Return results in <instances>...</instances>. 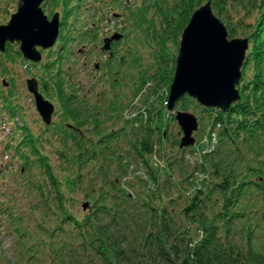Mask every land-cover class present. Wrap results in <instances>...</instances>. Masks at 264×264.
I'll return each instance as SVG.
<instances>
[{"label": "rangeland", "instance_id": "obj_1", "mask_svg": "<svg viewBox=\"0 0 264 264\" xmlns=\"http://www.w3.org/2000/svg\"><path fill=\"white\" fill-rule=\"evenodd\" d=\"M18 2L19 0H0V25L8 23L11 15L17 11ZM67 2L73 11L72 16L66 21L65 28L73 29V26L76 28L74 34L77 37L72 41L73 47L69 42L62 58H57L54 48L43 52L38 47L43 54L40 62H45L51 54L50 60H55L53 68L47 70L42 67V63L34 65L33 61L27 59L21 52L19 41L12 42L9 50L2 51L5 52L6 61L11 66L12 95L13 91L16 92L18 95L16 99L22 101L28 121L34 123L38 121V117L41 119L35 97L27 86V80L35 78L39 91L45 95V99L54 104L52 120L47 125H52L56 129V135L43 149L48 154L51 168L46 171V165L37 164L31 172L29 169L26 172L24 160L19 158L12 146L5 147L9 141L8 135L13 132V126L10 122L0 124V264H102L100 259L93 258L89 261L87 258V262L86 258H83L82 249L78 246L82 240L80 230L71 225L72 220L60 221L62 204L79 216L89 213L96 230H100L107 240L131 253L134 256L133 264H144L148 257V246L144 245L146 232L150 228L155 230V227L149 225L151 214L148 206L152 204L161 207L163 199L169 204L170 199L174 198L177 208L172 217L174 219L162 224L163 219L160 217L151 218L161 225H168L167 231L172 240L176 234H180L178 240L173 241L179 246L183 243L182 236L194 245L204 236L203 228H198L196 224L199 226V221H194L180 209L177 195L183 185L179 183L176 170L179 174L180 170H183L181 172L183 179H190L185 183L189 187L193 185L199 187L203 179L208 180L212 167L207 158L212 157L218 148L222 124L219 126L218 123L212 129L217 131V140L213 138L208 140L211 134L209 130L205 131L209 127L208 112L195 106L183 109L177 103L174 110L168 109L170 89L167 77H170L169 73L173 75L175 72L181 32L176 34L171 25L165 22L163 15H160L154 16L152 26L155 33L165 39L156 42L146 36L141 27L144 21L139 18L137 11L140 13V8L152 4L155 0H83L81 9L77 8L76 0ZM65 3L66 0H48L42 7L49 19H52L55 13H59L63 21ZM205 3L204 1L202 5ZM253 3L254 0H228L227 12L230 13L232 21L236 23L241 19L249 21ZM150 10L154 13L158 9L153 6ZM178 19L173 18L172 22ZM221 21L229 31L228 22L223 19ZM86 31H88L86 37L84 34L78 35ZM110 34L113 37L126 35V39L129 40L128 48L126 47V52H123L122 44V49L114 57L101 53L99 59L95 61L98 65L106 66L93 78L91 73L84 72L83 58L74 53L76 48L74 45L79 39H94L100 45L102 35ZM151 35L154 36V33ZM229 38L233 37L229 34ZM164 40L166 41L163 42ZM152 42L162 44L163 59L158 62L155 52L147 53L150 49L147 43ZM106 45L107 43H103L102 48L109 50L110 46ZM69 49H72L70 53L67 52ZM93 66L94 64L91 68ZM58 72H61L65 84L62 94H67L75 98L74 100L67 101L53 85L50 73L56 75ZM142 74L146 79L141 81ZM43 80L48 82V88H44ZM4 81L7 82V78L0 75V83ZM7 83L6 86H9V82ZM63 100L70 103L69 113L77 108L70 116H67V111L65 112L61 104ZM164 105L166 107L161 117L165 125L163 129L166 128L167 133H161L157 126L160 123L158 120L161 119L159 109L164 108ZM178 111L191 112L198 118L199 129L193 134L195 143L188 147L181 146L183 132L176 120ZM75 123L85 125L78 128ZM96 123H100V129H96ZM145 123L152 128L155 141L152 155L147 156V160L144 161L138 157L133 142L144 137L142 126L146 125ZM201 123L205 132L200 131ZM19 124L22 126L23 121L20 120ZM123 126H126L127 133L122 130L119 138L108 139L107 148H104V143L100 144L103 132L107 134L108 130L121 129ZM76 127L80 136L75 140L69 138L68 134ZM93 147H96L94 158L89 156ZM258 158L264 160V150ZM181 162L183 164L179 166ZM49 171L52 172L54 179ZM168 173L172 174L174 180L172 186L166 182ZM261 178L264 182V174ZM102 190H108L107 198L101 199ZM121 191L128 193L131 199L112 197L120 196ZM258 197H264V190L258 193ZM221 199V194L217 192L212 200H208L207 206H210L211 211L207 209L208 212L203 217L214 218L215 211L220 208ZM215 200L219 202L218 205ZM247 202L253 212L243 219L233 221L228 240L232 242V248L237 252L246 253L248 250L246 256L259 254L264 257V210L261 209L264 208V201L259 203L258 198H252L249 192L240 200V204L246 205ZM85 203L88 204L86 209L83 206ZM102 203L109 209H115L109 212L108 209L101 208ZM116 209L119 212H116ZM251 215L253 219L250 218ZM218 219L216 222L219 223ZM245 222H251L253 229ZM146 223L149 225L148 228L145 227ZM16 228H19V231ZM49 229H52L53 234ZM220 231L221 234L224 232ZM223 240H226V237ZM54 241L55 245L56 241H59L58 246L56 245L60 248L59 251L64 249L74 256L65 263L57 255L53 256L54 247L51 245ZM32 253L34 259L30 258ZM129 261L130 259L128 264H131ZM116 263L127 264L122 260Z\"/></svg>", "mask_w": 264, "mask_h": 264}, {"label": "trees", "instance_id": "obj_2", "mask_svg": "<svg viewBox=\"0 0 264 264\" xmlns=\"http://www.w3.org/2000/svg\"><path fill=\"white\" fill-rule=\"evenodd\" d=\"M76 1L77 8L81 9L83 0ZM204 1L207 2L208 0H155L152 4H147L140 8V13L137 11V15L144 21L141 27L146 36L156 42H161L162 39L165 38L155 33V29L152 26V24H154V16L163 15L166 20L165 22L169 24V26L171 25V29L173 31L175 30L176 34H178V32L182 34L192 13L200 7ZM227 3L228 0H212L214 12L221 19L228 22L227 25L229 26V34L231 37L246 36L249 38V49L242 67L241 81L238 85L241 95L240 100L233 103L225 112L216 107H203L189 95L183 96L177 102L183 109L195 106L201 108L202 111L208 112L209 127L205 129V131L215 128L218 123L222 124L218 148L212 157L207 158L212 167L210 173L211 177L208 180L203 179L199 187H195L196 185H193V182L190 181L193 186L189 187V185L186 186L185 183L190 179H183L181 173L183 170H180V174L179 171L176 170L179 183L183 185L182 188L180 187L177 195V198L180 200V209L183 211V214L190 216L194 221H199V226L197 224L196 226L198 228H203L204 236L194 245L186 241L185 236L181 237L183 243L180 246L178 243L173 242L178 240L177 238L180 234H176L174 240H172V237L167 231L168 225H161L158 221L151 218L160 217L163 219V221H161L162 224L167 223L169 219L170 221L174 219L172 217L174 212L177 211L174 204L175 199L171 198L170 203L167 204V202L161 198L164 202L161 207H156L152 204L148 206V210L151 214V224L149 225L155 227V230L150 228L149 231L146 232L144 245L148 246V257L144 264H264L263 256L259 254L254 256L250 254L251 258L250 256H246L248 250L246 253L237 252L235 248H232V242L228 240L233 221L243 219L249 216L251 214L250 212H253L250 210V204L248 202L245 203L246 205H243L240 204V200L250 192L251 197H257L259 203L264 201V197H258V193L264 190V182L261 178L262 174H264V160L258 158L264 150V0H254V7L250 15L251 19L249 21L241 19V21H238L241 25L232 21L230 13L227 12ZM68 6L69 3L66 0L63 15L64 19L60 25V33L56 44L57 47L54 49L51 48L57 55V58L63 57L68 42L73 41L76 36L74 34V30L76 29L74 26L73 29L65 28V26H67L66 21L69 16H72L73 11V8H69ZM153 6L158 10L151 13L150 7ZM167 6L169 7L166 8ZM173 18L179 19L176 22H172ZM73 20L75 22V19ZM129 22L131 27V18ZM151 29H153V32H151ZM151 33H154V36H152ZM165 41L166 40L163 42ZM147 45L150 48L147 53L149 52L151 54L155 52L157 62L163 59L162 44H154V42H152L151 44L147 43ZM10 47H12V43H7L6 49L9 50ZM4 54L5 52L0 51V75L7 78L9 86H6L4 82L0 83V124L10 122L11 126H13V132L8 135L9 141H7L5 147L12 146L11 148L14 152L18 153L19 158L24 160L26 172L29 170L31 172L36 168L37 164L46 165L47 171L48 168H51V165L48 154L47 152L45 153L43 149L48 142L53 140V137L56 135V129L53 128L52 125L42 123L43 121L39 117L38 121L36 120L34 123L28 121L25 106L22 101L16 99V96H18L16 92L13 91L12 95V71ZM11 55L12 54H10V57ZM51 56L50 54V57L43 62L45 64L42 62L33 63L34 65H40L42 63V67L49 70L53 68V62L55 61L50 60ZM175 61L176 59L174 58V64ZM167 72H169V70H167ZM50 74L54 81L53 85L58 89V93L65 96L67 101L74 100L73 97L62 94L65 84L61 72H58L56 75ZM169 75L170 77H167V85L170 89L174 73L173 75L169 73ZM144 79H146V77L142 74L140 80L142 81ZM43 86L44 88H48V82L43 80ZM65 101L63 100L61 104L65 112L67 111V116H70L77 108L75 107V109H72L69 113L68 109L70 103ZM165 107L164 105V108L161 107L159 109V117L161 119L158 120L160 123H158L157 126L161 133H167V129H163L165 125L162 123L163 119L161 117ZM72 117L74 119L76 118L74 116ZM137 118H134V120H137ZM20 120L23 121L22 126L19 124ZM134 120L130 121L135 122ZM84 125L85 123H75V126L78 128ZM77 127L69 132V138L72 137L76 140V138L80 136L78 135ZM95 127L96 129H100V123H96ZM201 127L200 131H203V123H201ZM122 130L127 133L126 126H123L121 129L108 130L107 134L103 132L100 144L104 143V148H107V140L110 138H119ZM142 130L144 131V137L137 139L133 142V145L136 147L138 157L145 161L147 160V156L152 155L154 151L155 140L153 138L152 128L149 127L148 124L143 125ZM166 137L165 135V138ZM80 139H82V137H80ZM176 141L179 142L178 139H176ZM92 149L93 151H91L89 156L94 158L96 155V147ZM182 164L183 162H181L179 166ZM49 172L52 176V172ZM19 174H21V171ZM153 177L156 178L155 175ZM255 177L258 178L255 179ZM52 178L54 179L53 176ZM172 178V174L168 173L166 182L171 186L174 185V180ZM188 191L189 193H187ZM106 192H108V190H102L101 199L107 198L109 192L107 196ZM121 192L122 194L120 196L114 195L112 197L117 199L121 198L123 200L131 199L128 193ZM217 192L221 194L222 199L220 208L214 213L215 217L212 219L203 217L206 212L211 211L210 206H207V201L212 200ZM188 194H190L189 197L187 196ZM103 203L100 205L101 208L108 209L109 212L115 209H109V207ZM215 203L219 204L217 200H215ZM257 206L258 205H254V207ZM61 209L62 212L59 215L61 218L60 221L65 222V219L67 221L72 220L73 223H71V225L80 230L79 232L81 233L82 240H80L78 246L79 249H82V256L86 258L87 262V258H89V261L95 258L96 260L100 259V263L102 262V264H117L116 262L120 260L128 264V259H130L129 262L133 264L132 261L134 260V256L131 253L110 240H107V238L100 233V230L94 228L92 216L89 213L79 216L63 204L61 205ZM261 209L264 210V208ZM116 212L119 211L116 209ZM250 218L253 219V215H251ZM217 219L220 221L219 223L216 222ZM245 223L247 225L250 224L249 226L253 229L251 222ZM149 225L146 223L145 227L148 228ZM156 228L158 229L156 230ZM16 230L19 231V228H16ZM220 230H224V232L222 231L221 234ZM49 232L53 234L52 229H49ZM225 237L226 240H223ZM251 237L252 236H250V239ZM56 242L57 245L59 241ZM56 245L55 241L51 245L54 247L52 251L53 256L57 255L63 263L70 259L71 256H74L70 251L64 249L59 251L60 248ZM30 258L34 259V253L30 255ZM135 259L138 260L136 257Z\"/></svg>", "mask_w": 264, "mask_h": 264}, {"label": "water", "instance_id": "obj_3", "mask_svg": "<svg viewBox=\"0 0 264 264\" xmlns=\"http://www.w3.org/2000/svg\"><path fill=\"white\" fill-rule=\"evenodd\" d=\"M44 1L19 0L17 11L11 15L8 23L0 25L2 51L5 50L7 42L19 41L21 51L27 59L41 61L42 54L37 47H52L60 29V14L55 13L49 19L42 8ZM248 49L249 38H229L227 27L213 10L212 0L201 5L192 13L182 31L167 101L168 109L174 110L177 101L188 94L203 107H216L223 112L227 111L241 98L237 86L241 81ZM27 86L35 97L41 117L46 124H50L55 110L54 104L39 91L35 78H29ZM176 120L183 132L181 146L193 145V134L199 129L197 116L191 112L178 111ZM83 206L86 209L88 204Z\"/></svg>", "mask_w": 264, "mask_h": 264}, {"label": "flooded vegetation", "instance_id": "obj_4", "mask_svg": "<svg viewBox=\"0 0 264 264\" xmlns=\"http://www.w3.org/2000/svg\"><path fill=\"white\" fill-rule=\"evenodd\" d=\"M83 5V2L82 4ZM82 8V7H81ZM119 15V14H118ZM117 15V18H118ZM115 17V16H114ZM62 22V21H61ZM121 30L123 29L122 24L120 25ZM88 31H86L85 33H78V35L80 36V34H84V37H86ZM125 37H119V38H114L112 36V34L105 36L102 35V42H100L101 44H97V41H95L94 39H88V40H82L79 39L78 42H76V45H74L76 48L74 50V53H77L79 56H81L83 58V65L82 68L84 70V72H89L91 73V75L94 77H96L98 74H100V72L102 71V68H104L101 64L98 65V62L95 61L97 59H99V55L101 53L103 54H109L110 57H114V55L118 54L120 52V50L122 49L123 45H124V50H122L123 52H126L125 48H128V42L129 40L126 39V35H124ZM77 36H75L76 38ZM83 37V36H82ZM69 43V42H68ZM107 43V47L110 46L109 50H106L104 48H102V44ZM110 43V44H109ZM123 44V45H122ZM70 46L73 47V43L72 41L70 42ZM42 49L43 52H46L47 49H44L41 46H38ZM37 47V49L39 50V48ZM56 46H54L53 48H55ZM67 47V46H66ZM66 50V49H65ZM64 50V51H65ZM129 50V49H128ZM40 51V50H39ZM70 51H72V49H69L67 52L70 53ZM41 52V51H40ZM42 54V52H41ZM43 55V54H42ZM91 57H93L94 59H92ZM123 61V59H122ZM97 62V63H96ZM102 61H99V63H101ZM110 62V61H109ZM94 64V66L91 68V66ZM109 64V63H107ZM106 72V69H105ZM41 92V91H40ZM42 93V92H41ZM43 94V93H42ZM44 95V94H43ZM45 97V95H44ZM47 99V98H46ZM75 99V98H74ZM42 119V118H41ZM43 121V120H42ZM44 122V121H43ZM46 123V122H44Z\"/></svg>", "mask_w": 264, "mask_h": 264}, {"label": "built area", "instance_id": "obj_5", "mask_svg": "<svg viewBox=\"0 0 264 264\" xmlns=\"http://www.w3.org/2000/svg\"><path fill=\"white\" fill-rule=\"evenodd\" d=\"M217 135H218L217 132H216V131H213V132L210 134L208 140L211 139V138H213L214 140H217ZM213 136H214V137H213Z\"/></svg>", "mask_w": 264, "mask_h": 264}]
</instances>
